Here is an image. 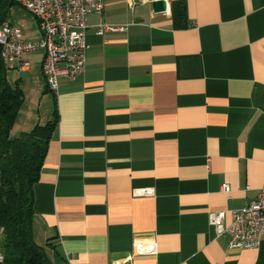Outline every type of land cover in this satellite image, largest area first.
Segmentation results:
<instances>
[{
  "label": "crops",
  "instance_id": "0c3cea01",
  "mask_svg": "<svg viewBox=\"0 0 264 264\" xmlns=\"http://www.w3.org/2000/svg\"><path fill=\"white\" fill-rule=\"evenodd\" d=\"M154 1L105 0L91 13L86 71L57 94L41 50L6 69L23 95L11 136L58 117L33 240L52 264H264V237L230 249L209 220L264 186V0H166L161 13ZM23 9L30 17L9 23L37 41ZM101 23L124 29L100 35Z\"/></svg>",
  "mask_w": 264,
  "mask_h": 264
},
{
  "label": "built area",
  "instance_id": "2783aa9c",
  "mask_svg": "<svg viewBox=\"0 0 264 264\" xmlns=\"http://www.w3.org/2000/svg\"><path fill=\"white\" fill-rule=\"evenodd\" d=\"M29 11L37 20L42 37L34 42L24 40L20 27L5 22L0 25V59L5 69H13L21 63L26 52H44L42 70L48 89L57 94L60 79L77 80L86 71V32L88 17L96 12L103 14L105 0H14ZM124 28L100 24L99 34ZM223 190L229 192V185ZM135 196L154 195L153 189L134 190ZM231 215L229 225L225 223L227 214ZM210 224L218 237L229 236V248L254 250L260 247L264 237V186L258 198L248 205L231 211L212 212ZM0 231V243L2 234ZM138 254L156 253L155 245H138ZM5 256L0 250V264Z\"/></svg>",
  "mask_w": 264,
  "mask_h": 264
},
{
  "label": "trees",
  "instance_id": "16d2710c",
  "mask_svg": "<svg viewBox=\"0 0 264 264\" xmlns=\"http://www.w3.org/2000/svg\"><path fill=\"white\" fill-rule=\"evenodd\" d=\"M14 0H0V25L5 23ZM23 95L6 79L0 59V229L5 239L3 264H52L45 249L34 243V187L40 180L58 117L46 125L12 138ZM57 114V112H55Z\"/></svg>",
  "mask_w": 264,
  "mask_h": 264
},
{
  "label": "rangeland",
  "instance_id": "374dc122",
  "mask_svg": "<svg viewBox=\"0 0 264 264\" xmlns=\"http://www.w3.org/2000/svg\"><path fill=\"white\" fill-rule=\"evenodd\" d=\"M25 13L28 15V17H30L29 14L21 6H14V7H12V10L10 11L9 15H7L8 16L7 17L8 22H12L14 20H19L20 19V16L24 15ZM31 23H34L33 20L31 18H27L26 19V25H24V26H26V28L27 27H31L32 26ZM8 73H10V72H8ZM11 74H13V73H11ZM9 78L12 81L13 75H10ZM51 98H52V96H51ZM20 135L21 134H19V133H15V134L13 133L12 138H17ZM34 243H35V241H34ZM2 248H3V243L1 242L0 243V250H2Z\"/></svg>",
  "mask_w": 264,
  "mask_h": 264
},
{
  "label": "water",
  "instance_id": "95a60500",
  "mask_svg": "<svg viewBox=\"0 0 264 264\" xmlns=\"http://www.w3.org/2000/svg\"><path fill=\"white\" fill-rule=\"evenodd\" d=\"M153 6V10L156 13H161V12H165L167 11V1L166 0H158V1H154L152 3ZM1 231V229H0ZM2 240L5 239V234L3 233L1 236Z\"/></svg>",
  "mask_w": 264,
  "mask_h": 264
}]
</instances>
